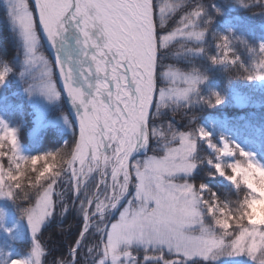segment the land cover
<instances>
[{
  "label": "rangeland",
  "instance_id": "obj_1",
  "mask_svg": "<svg viewBox=\"0 0 264 264\" xmlns=\"http://www.w3.org/2000/svg\"><path fill=\"white\" fill-rule=\"evenodd\" d=\"M0 2L8 10L11 24L16 28L24 48L22 74L25 79H29L30 84L23 93L28 96L36 113V124L29 135L32 144L41 138L44 129L49 126H59L64 132H72V123L67 115L50 117L52 107L63 96L72 109L70 115L77 125L80 154L89 153L91 146L93 173L99 175L98 185L105 187L106 178L118 167L121 200L128 194L127 185L131 177L133 179V195L122 207L118 220L109 228L104 255L97 264H147L163 259L161 256H146L139 260L133 250H160L164 254L181 257L179 263L216 258L222 241L211 237L206 226L201 223L204 211L202 205L209 189L205 184L197 186L192 180L198 169V157L233 189L245 185L253 200L251 224L254 228L250 230L252 244L249 241L244 244L250 250L263 244L262 238L258 236L259 228L255 227L264 229V154L258 143L251 139L239 140L236 133L227 130L228 119L225 116L202 121L195 126L194 131L172 136L169 142L157 148L156 155H143L144 149L148 147L146 118L151 106L158 108L169 102L196 104L198 88L205 82L199 75L168 70L162 77L168 86L157 90L153 59L144 60V65L140 63L135 38L138 31L151 37V33L142 28L147 29L150 14L136 19L138 16L127 0H95L90 4L97 14L96 27L102 23L99 14L105 15L110 23L109 38H101L100 43V37L94 38L96 42L93 41L92 45L96 55H90L106 76L93 87L87 75L89 71L84 66L85 72L81 73L84 88L77 91L84 101L79 113L61 77L63 90L60 92L59 82L55 80V69L41 51L39 37V34L43 38L47 36L46 19L53 27L54 35L60 27L57 22L64 20L67 11L71 13L69 21L76 20L73 15L75 12H71L72 1L33 0L38 27L27 0ZM174 2L163 0L162 14L171 11ZM77 6L78 12L86 7L79 0ZM198 18L199 14L195 21L189 19L181 27L162 36L160 48H168L177 42H203L206 33L201 31ZM233 27V19L226 18L215 32L222 34L229 43L233 39ZM143 45L146 52L147 44ZM262 46L264 48V39ZM140 65L150 68L149 76V71L144 72L145 69ZM256 75L258 82L264 86V63H260ZM3 78L4 73L0 72V87ZM68 140H65V145ZM166 140V137H161V141ZM3 141L12 145L18 158L26 157L28 146L20 140L17 128L0 115V143ZM42 160L41 157L36 158L31 161V165H38L37 168L43 163ZM44 168L38 178L53 170L48 165ZM47 187L35 206L26 211L25 217H20L8 206L10 194L4 188L0 166V264H38L40 247L37 238L49 226L54 207L53 186ZM114 207L107 205L104 208L106 211ZM90 220L91 216L85 217L87 224ZM26 242L29 244L25 245ZM75 259L76 256L69 264H73ZM176 261L173 259L164 263L175 264Z\"/></svg>",
  "mask_w": 264,
  "mask_h": 264
},
{
  "label": "trees",
  "instance_id": "obj_2",
  "mask_svg": "<svg viewBox=\"0 0 264 264\" xmlns=\"http://www.w3.org/2000/svg\"><path fill=\"white\" fill-rule=\"evenodd\" d=\"M162 1L127 0L138 16L136 19L150 14L147 29L142 28L149 31L151 37L142 31L135 35L140 63L144 65L146 59L155 60L157 90L168 86L162 80L168 70L199 75L205 82L198 88L196 104L169 102L165 106L153 107L148 118L149 143L145 154L156 155L157 148L169 142L172 136L194 131L198 123L216 116H226L227 130L236 133L239 140L251 139L258 143L264 154V86L256 75L258 66L264 63V0H175L173 9L165 14L161 11ZM27 3L34 15L33 0H27ZM197 14L200 29L206 33L203 42H177L168 48H160L162 36L189 19L195 21ZM34 18L38 27L35 15ZM226 18H232L234 26L233 39L229 43L222 34L215 32ZM143 44H147L146 52ZM41 51L48 56L43 45ZM24 57L17 30L11 24L8 10L0 2V72L4 73L0 87V115L17 128L20 140L28 146L26 157L18 158L9 142L0 143L1 178L10 194L8 206L20 217H25L26 211L35 206L47 186H53L54 207L50 223L37 238L40 247L38 264H60L82 233L83 216L96 191L98 176L93 175L88 153L80 154L78 150L79 135L74 126L70 133L59 126H49L32 144L29 135L36 124V113L28 96L23 93L30 84L22 74ZM141 68L145 69L144 72L149 71L146 67ZM50 114V117L68 114L63 99L52 107ZM161 137L167 140L161 141ZM66 139L69 140L65 145ZM40 157L43 163L33 167L31 161ZM200 158H197L198 169L192 180L197 186L205 184L209 189L202 205L201 223L211 237L222 241L216 258L179 263L181 257L167 255L160 250L133 252L139 260L146 256L163 257L159 262L147 264H165V261L173 259L177 260L175 264H264V229L255 227L259 228L258 236L263 240L257 249L250 250L244 244L247 241L252 244L250 230L254 228L251 224L253 200L245 185L234 191ZM47 165L53 170L38 178ZM117 173L115 170L108 178L92 207L93 211L116 200ZM133 190L132 179L128 194L117 207L95 220L78 250L75 264H97L103 258L109 228L118 220Z\"/></svg>",
  "mask_w": 264,
  "mask_h": 264
},
{
  "label": "flooded vegetation",
  "instance_id": "obj_3",
  "mask_svg": "<svg viewBox=\"0 0 264 264\" xmlns=\"http://www.w3.org/2000/svg\"><path fill=\"white\" fill-rule=\"evenodd\" d=\"M76 36L72 37V40H73V45H74V49L71 51V49H69L68 51H71L73 57L74 55H79L81 57H83L85 55V52H86V46L88 45V35L89 34H86V35H83L82 34V37H78L77 34H75ZM104 38V37H103ZM105 42V40H104Z\"/></svg>",
  "mask_w": 264,
  "mask_h": 264
},
{
  "label": "bare ground",
  "instance_id": "obj_4",
  "mask_svg": "<svg viewBox=\"0 0 264 264\" xmlns=\"http://www.w3.org/2000/svg\"><path fill=\"white\" fill-rule=\"evenodd\" d=\"M64 21H60V26L63 27L64 26ZM65 31V29H64ZM66 54L68 55L69 52L67 50H62V55L60 56V65L62 66L61 62L64 63L63 65V77L65 79V77L67 76L68 77V73L70 71V61L69 59L66 57ZM69 57H71V55L69 54ZM94 72V71H93ZM78 78H80V76L78 75ZM83 80V79H82ZM65 82H68L66 79H65ZM80 82V81H79ZM78 87H81V84L79 83V86Z\"/></svg>",
  "mask_w": 264,
  "mask_h": 264
},
{
  "label": "water",
  "instance_id": "obj_5",
  "mask_svg": "<svg viewBox=\"0 0 264 264\" xmlns=\"http://www.w3.org/2000/svg\"><path fill=\"white\" fill-rule=\"evenodd\" d=\"M99 190H100V188L97 189L96 194L99 192ZM95 200H96V196L93 198L91 204H90L89 207L87 208L86 213H85L86 215L89 214V212H90V208H91V206L94 204ZM96 216H98V214H96ZM88 229H89V228H88ZM88 229L86 230V232L88 231ZM84 234H85V233H84ZM84 234L81 235L78 246H77L73 251H71V252L69 253L67 259H66L62 264H67L68 259L72 256V254H73V253H76V252L78 251L79 247L81 246V244H82V242H83Z\"/></svg>",
  "mask_w": 264,
  "mask_h": 264
}]
</instances>
